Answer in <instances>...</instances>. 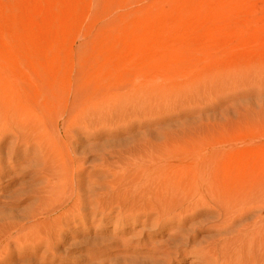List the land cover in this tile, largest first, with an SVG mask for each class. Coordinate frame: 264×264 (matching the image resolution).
<instances>
[{
    "label": "rangeland",
    "instance_id": "obj_1",
    "mask_svg": "<svg viewBox=\"0 0 264 264\" xmlns=\"http://www.w3.org/2000/svg\"><path fill=\"white\" fill-rule=\"evenodd\" d=\"M0 114L33 134L0 179V261L36 251L43 155L59 161L68 133L111 196L104 219L64 226L54 264H264V222L226 243L234 229L209 213L223 189L264 202V0H0ZM184 196L185 216L152 226L149 207Z\"/></svg>",
    "mask_w": 264,
    "mask_h": 264
},
{
    "label": "bare ground",
    "instance_id": "obj_2",
    "mask_svg": "<svg viewBox=\"0 0 264 264\" xmlns=\"http://www.w3.org/2000/svg\"><path fill=\"white\" fill-rule=\"evenodd\" d=\"M66 132V131H65ZM33 134L26 129L25 123H18L16 121L10 120L5 117L4 114H0V179L6 173L12 174L14 168L19 167L21 164L20 162H27L28 156V149L30 147L26 146V143L32 137ZM12 136L13 142H8L6 144V140ZM62 138L65 142L66 147L63 150V154L61 159L58 161V158L55 153H47L43 155V162L42 168L40 173L38 174L39 179L43 182L44 187L39 189V202L42 204L43 209L38 208L36 212L32 214L33 219H36L40 222L34 224L31 228L36 229L37 231L35 234H32L34 237V242L32 243L33 246L31 247V251H37V249L42 246L44 252L37 256L36 251L32 253L30 256L27 253H21L20 260L24 257L28 258V260L19 261V264H54L57 260V256L55 254L56 248L60 245L63 241L62 233L63 228L66 225H70L75 223L78 219L79 221L84 224L87 221L91 220L90 218H94L96 214L99 216V207H105L107 203V199L109 198L108 189L105 183L101 180H93L95 174L98 177L103 175V172L100 171H87L80 160V155L77 154L76 151L71 147L73 143L72 138L68 133H62ZM11 140V138H10ZM25 147V150L22 149ZM257 148H261L260 150H264V143L260 144L259 146H255ZM83 158H85L84 154ZM4 158L8 161H4ZM23 164V163H22ZM5 166V167H4ZM22 166V165H21ZM20 169V168H19ZM11 171V172H8ZM19 175V174H18ZM6 176V175H5ZM14 177V176H13ZM182 181L186 182L188 176L182 175ZM166 179V178H165ZM162 177L156 178L154 181H161L163 183L164 180ZM168 179V178H167ZM14 180V179H13ZM222 180V179H221ZM12 181V180H11ZM10 181V182H11ZM182 181H178L176 184L179 189H186L188 184H180ZM258 181V179L256 180ZM145 182L149 183L150 180H146ZM223 182V180H222ZM14 183V182H13ZM156 182H151L149 184H154ZM190 184V181L188 182ZM261 183V182H260ZM209 186V189L215 185ZM166 185L164 187H160L158 190L156 188H150L151 190L154 189L155 193H164ZM208 191V190H207ZM255 194V193H254ZM212 192H209L210 197H216L215 205L209 208V213L211 211L214 213L217 220H220L222 227H228L229 229H234L232 232L228 234L225 238L228 240L230 236L232 237L235 234L239 238H245L253 232L259 231L263 229V222H264V202H258L254 199L261 198L262 199V192H257L254 197L252 195L247 196L244 194L243 191L238 189H233L232 191L221 190L220 196H214ZM111 196V194H110ZM257 196V197H256ZM252 197V198H251ZM186 196L182 197V202L180 203H166L164 201H158L156 204L149 207L151 209V214L155 215L156 218L151 223L153 227H165L167 221H172L177 217L185 216L187 210L185 206L191 204L192 200H186ZM185 201V202H184ZM246 202V203H244ZM250 207L248 206V203ZM250 202H253L252 205ZM152 202H150L151 204ZM258 203V205H256ZM96 207V208H94ZM104 205V206H103ZM52 206V207H50ZM91 206L94 208H91ZM50 207V208H48ZM67 208V209H66ZM83 208H86V210ZM119 208V207H118ZM66 209V211H64ZM256 211V216H254L252 222H246V224L242 225L241 227L237 228L236 220L241 217L245 216L249 211ZM99 213V214H98ZM57 214H59L57 216ZM102 215V214H101ZM100 215V217H101ZM55 216V217H52ZM102 215V219H104ZM157 217H165V220L161 223H157ZM89 219V220H88ZM101 219V220H102ZM148 221L146 218L145 222ZM247 221V220H246ZM160 224V225H159ZM88 226V225H87ZM45 229L44 232H39V228ZM72 227V226H71ZM70 227V228H71ZM84 228V227H83ZM191 229V228H190ZM223 229V228H221ZM5 230H2V232ZM85 230H81L83 232ZM193 232L194 230L191 229ZM3 232V233H4ZM66 233V232H65ZM67 236V235H66ZM223 237V236H222ZM234 238V237H233ZM224 239V238H219ZM1 240V236H0ZM189 238L185 239V242H181L182 246H188ZM229 241V240H228ZM24 245V240L22 241ZM179 242V236L171 234L167 237L166 246L170 248H175L176 244ZM216 241L215 243H211L206 247L207 251H211L213 253L216 252ZM224 242V241H223ZM220 243V242H219ZM227 243V242H226ZM219 248V247H218ZM216 250V251H215ZM5 251L0 250V255H2ZM30 251V252H31ZM178 252V247L176 248V253ZM50 253V258L45 255ZM6 258H1L4 260L0 261V264H11V261H8ZM11 257V256H10ZM9 257V258H10ZM167 255L165 254V262L168 261ZM29 258L31 260H29ZM100 258L96 256L88 257L85 262L87 264H96ZM24 261V262H22ZM14 262V261H13ZM17 263V262H16ZM160 263V261H159ZM15 264V263H12ZM123 264H128L125 259H123ZM131 264H133L131 262ZM140 264V263H134ZM150 264H156V261H151Z\"/></svg>",
    "mask_w": 264,
    "mask_h": 264
}]
</instances>
